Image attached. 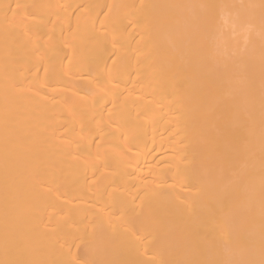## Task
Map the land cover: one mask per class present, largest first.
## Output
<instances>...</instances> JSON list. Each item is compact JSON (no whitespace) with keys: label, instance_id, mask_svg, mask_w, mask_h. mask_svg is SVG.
Returning <instances> with one entry per match:
<instances>
[{"label":"bare ground","instance_id":"6f19581e","mask_svg":"<svg viewBox=\"0 0 264 264\" xmlns=\"http://www.w3.org/2000/svg\"><path fill=\"white\" fill-rule=\"evenodd\" d=\"M0 264H264V0H0Z\"/></svg>","mask_w":264,"mask_h":264}]
</instances>
